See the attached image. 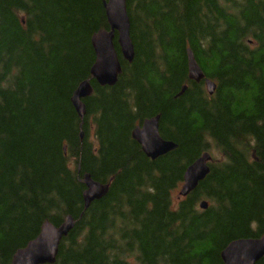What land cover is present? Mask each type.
<instances>
[{
    "label": "trees",
    "instance_id": "obj_1",
    "mask_svg": "<svg viewBox=\"0 0 264 264\" xmlns=\"http://www.w3.org/2000/svg\"><path fill=\"white\" fill-rule=\"evenodd\" d=\"M103 2L0 0V264L66 218L55 264H223L229 244L264 234V0H126L134 58L114 42L111 88L90 77ZM187 51L212 97L188 80ZM156 117L176 150L152 162L131 135ZM212 146L220 161L174 202ZM85 176L109 186L87 210Z\"/></svg>",
    "mask_w": 264,
    "mask_h": 264
},
{
    "label": "water",
    "instance_id": "obj_2",
    "mask_svg": "<svg viewBox=\"0 0 264 264\" xmlns=\"http://www.w3.org/2000/svg\"><path fill=\"white\" fill-rule=\"evenodd\" d=\"M108 31H101L91 38V46L95 55V62L90 70L91 81L99 87H114L121 74V65L115 44L119 49L121 59L131 64L134 58L132 42L130 40V23L127 16L126 0H107L103 2ZM115 42V44H114ZM188 80L195 84L204 83L206 93L212 97L216 86L205 79L203 72L196 63L192 53L187 51ZM186 91L183 87L179 96ZM92 94L90 82L81 84L72 96L71 104L83 121L86 108L83 101ZM132 140L141 148L143 155L154 162L176 150L173 143L164 141L159 133V117L146 120L132 132ZM65 152V149H64ZM211 157L202 155L195 163L188 167L183 176V184L179 191L180 198H186L193 193L198 185L209 174L208 164ZM86 191L83 194L84 209L104 198L109 186L91 181L89 176L83 178ZM201 211H206L207 203L199 205ZM74 227V221L66 218L64 223L55 228L46 223L42 226L36 239L15 253L11 264H55L61 241L65 239ZM223 264H258L264 259V234L256 240H240L229 244L220 254Z\"/></svg>",
    "mask_w": 264,
    "mask_h": 264
},
{
    "label": "rangeland",
    "instance_id": "obj_3",
    "mask_svg": "<svg viewBox=\"0 0 264 264\" xmlns=\"http://www.w3.org/2000/svg\"><path fill=\"white\" fill-rule=\"evenodd\" d=\"M214 151H215L214 147L212 146L209 155L211 156L213 163H217L220 161V156L215 153L216 151L215 152ZM180 189H181V187L172 196L174 202H178L181 200L179 197Z\"/></svg>",
    "mask_w": 264,
    "mask_h": 264
},
{
    "label": "bare ground",
    "instance_id": "obj_4",
    "mask_svg": "<svg viewBox=\"0 0 264 264\" xmlns=\"http://www.w3.org/2000/svg\"><path fill=\"white\" fill-rule=\"evenodd\" d=\"M128 15V14H127ZM129 18V17H128ZM108 31V30H107Z\"/></svg>",
    "mask_w": 264,
    "mask_h": 264
}]
</instances>
